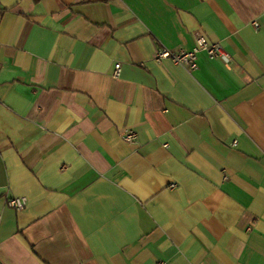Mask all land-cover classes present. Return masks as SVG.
<instances>
[{
  "label": "crops",
  "instance_id": "0c3cea01",
  "mask_svg": "<svg viewBox=\"0 0 264 264\" xmlns=\"http://www.w3.org/2000/svg\"><path fill=\"white\" fill-rule=\"evenodd\" d=\"M160 261L264 264V0H0V264Z\"/></svg>",
  "mask_w": 264,
  "mask_h": 264
},
{
  "label": "built area",
  "instance_id": "2783aa9c",
  "mask_svg": "<svg viewBox=\"0 0 264 264\" xmlns=\"http://www.w3.org/2000/svg\"><path fill=\"white\" fill-rule=\"evenodd\" d=\"M252 24L254 28L258 27L257 23L252 22ZM200 52H204L209 58H218L225 63H228L231 60V57L223 50L222 46L218 42H209L199 33L195 35L194 45L191 49L169 50L165 47H161L155 52L154 59L158 62L164 59H169L172 63L183 66L187 70L192 71L197 66V54ZM119 66V63L114 65V75H118ZM120 138L123 141L130 142L136 138V133L132 129H127L120 133ZM235 143L236 141L233 140L230 144L234 145ZM169 187H175V183H171ZM5 203L8 207L13 208L14 210H22L26 205V197L8 196L6 197ZM157 264L169 263L166 261H160Z\"/></svg>",
  "mask_w": 264,
  "mask_h": 264
}]
</instances>
